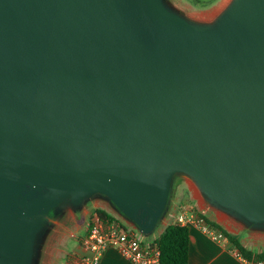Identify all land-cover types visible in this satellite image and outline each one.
<instances>
[{"label":"water","instance_id":"obj_1","mask_svg":"<svg viewBox=\"0 0 264 264\" xmlns=\"http://www.w3.org/2000/svg\"><path fill=\"white\" fill-rule=\"evenodd\" d=\"M177 175L264 229V0H0V264L95 197L148 235Z\"/></svg>","mask_w":264,"mask_h":264},{"label":"crops","instance_id":"obj_2","mask_svg":"<svg viewBox=\"0 0 264 264\" xmlns=\"http://www.w3.org/2000/svg\"><path fill=\"white\" fill-rule=\"evenodd\" d=\"M184 182L188 193V195L186 196L188 206H195L197 210L204 216L219 224L224 231L231 235H234L246 249L250 250L253 253L264 252V229L253 230V240L251 241V243H246L242 238L238 236L239 229H241L240 227L243 224L241 221L225 211L217 210L216 212H213L212 210H210V205L205 201L192 180H190L189 178H185ZM97 203L100 204V207L97 206ZM96 209H102L103 211L120 221L123 226L138 230L131 221H129L122 215H118L119 212L105 198L98 197L95 200L91 199L83 204L80 209H78V212L82 211V222L80 224V227L76 228L77 233H79L77 235L78 238L73 240L67 247H65L64 250H62V252L65 253V256L59 264H68L72 255L82 252L80 239L86 234L89 218ZM211 215H213L214 218H211ZM217 217H221V221L215 219ZM222 224H225V226H223ZM227 226L234 227L233 229L235 231H231V229H229V227ZM162 230H160L158 234L148 240L145 239V236L143 235L144 240L146 242H152L158 237ZM233 250V245L227 238H224L222 240H214L202 233L198 228L189 227L188 264H253L252 262H248L241 256L235 255L233 253ZM99 264L133 263L122 258L114 249L109 248L104 252Z\"/></svg>","mask_w":264,"mask_h":264},{"label":"rangeland","instance_id":"obj_3","mask_svg":"<svg viewBox=\"0 0 264 264\" xmlns=\"http://www.w3.org/2000/svg\"><path fill=\"white\" fill-rule=\"evenodd\" d=\"M166 1L170 7L184 15L187 19L198 24H211L227 8L232 0ZM185 178L187 177L177 175L173 179L163 215L157 223L155 229L148 235H145V239H151L158 234V232L168 223L174 221L177 213L188 206L186 198L188 193L184 182ZM96 198L98 197L93 199L95 200ZM97 206L100 207V204L97 203ZM192 208L197 209L195 206ZM209 209L213 212L217 211L214 206H209ZM81 212L82 211L78 212V210L72 209L70 206H65L57 216L53 215L52 221L49 222L40 237L33 264H59L60 261L63 260L65 253L62 252V250H64L65 247H67L73 240L78 238L77 235L79 233H77L76 228L80 227L82 222ZM118 215L121 214L119 213ZM211 218H214L213 215H211ZM215 219L221 221V217H217ZM222 225L225 226V224ZM233 228L234 227H229L231 231H235ZM240 228L238 236L246 243H251L253 240V230L256 229L244 224H242Z\"/></svg>","mask_w":264,"mask_h":264},{"label":"built area","instance_id":"obj_4","mask_svg":"<svg viewBox=\"0 0 264 264\" xmlns=\"http://www.w3.org/2000/svg\"><path fill=\"white\" fill-rule=\"evenodd\" d=\"M209 221L212 220L191 206L183 208L174 220L182 226L196 227L214 240L226 238L223 231ZM80 246L82 252L72 255L68 264H99L109 248L133 264H157L159 258L158 248L152 242H146L139 230L127 228L116 218L102 216L96 211L89 218L87 232L81 237ZM233 253L240 256L236 249ZM252 263L264 264V260Z\"/></svg>","mask_w":264,"mask_h":264},{"label":"trees","instance_id":"obj_5","mask_svg":"<svg viewBox=\"0 0 264 264\" xmlns=\"http://www.w3.org/2000/svg\"><path fill=\"white\" fill-rule=\"evenodd\" d=\"M102 216L115 219L102 209L95 210ZM214 227L221 229L225 237L232 243L240 256L249 262L264 260V252L253 253L246 249L240 241L226 231L214 221H209ZM159 250L157 264H188L189 259V227L179 225L176 222L168 223L156 239L152 241Z\"/></svg>","mask_w":264,"mask_h":264}]
</instances>
